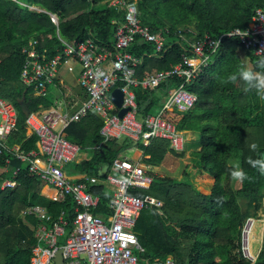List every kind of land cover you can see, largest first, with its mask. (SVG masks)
Masks as SVG:
<instances>
[{"label": "trees", "instance_id": "obj_1", "mask_svg": "<svg viewBox=\"0 0 264 264\" xmlns=\"http://www.w3.org/2000/svg\"><path fill=\"white\" fill-rule=\"evenodd\" d=\"M140 18L152 31L166 37L164 48L137 37L129 50L141 57L139 76L169 69L181 59L187 43L180 37V28H192L193 37L209 33L214 37L236 26L247 27L264 0H136ZM34 5L40 9L31 8ZM58 16L54 22L51 14ZM124 19V9L109 6L108 0H0V96L13 102L19 111L18 129L9 143L18 142L25 151L37 148V136H28L22 103L30 111L48 106L53 99L34 94L33 86L24 85L20 72L25 59L22 48L33 35L39 47L49 55L63 46L60 37L77 41L92 37L98 44L115 46L118 22ZM264 55H256L235 38L226 37L209 65L197 73L186 87L197 94L193 108L187 111L164 109L162 116L173 122L178 130H191L197 135L196 148L183 169L182 177L151 171L153 182L149 189L131 190L161 199L159 207H145L135 225L145 255L150 258L172 255L175 264H264V241L256 258L243 250V227L249 217H255L264 198V176L247 163L249 157L264 156V101L254 93H244L239 85L221 84L220 78L246 64L255 67ZM183 81L173 77L156 88L135 87L139 116L157 113L169 90ZM102 118L89 113L72 122L64 134L88 152L80 162L69 163L67 173L75 180L84 174L98 175L104 163L128 156L134 145L143 148V161L157 166L172 153L182 156L170 145V140L154 137L148 145L135 144L126 137L104 141ZM259 147L253 152L249 145ZM132 152V151H131ZM10 158L9 171L0 176V264H30L37 240L34 215L22 216L28 205L42 204L59 216L64 211L73 226L75 203L66 196L54 200L46 195L51 188L34 177L26 162L4 151L0 165ZM239 160L250 180L233 188L230 162ZM72 165V166H70ZM16 175L13 170L18 168ZM99 176V175H98ZM9 177L17 180L15 187L2 188ZM102 180L103 176H99ZM92 190L101 197L97 212L107 213L110 195L103 182ZM242 200L245 203L242 204ZM264 214V204L259 210ZM262 222H255L252 247H260Z\"/></svg>", "mask_w": 264, "mask_h": 264}, {"label": "built area", "instance_id": "obj_2", "mask_svg": "<svg viewBox=\"0 0 264 264\" xmlns=\"http://www.w3.org/2000/svg\"><path fill=\"white\" fill-rule=\"evenodd\" d=\"M108 5L124 9V19L116 28L114 47L100 45L92 37L77 41L60 37L63 46L50 56L47 48L39 47V39L33 35L22 48L25 59L21 82L33 86L34 94L53 99L51 105L26 114L27 134L37 136V148L25 151L20 143H9L18 129L19 111L12 101L0 96V154L7 151L26 162L29 172L51 188L46 192L48 197L59 200L69 196L75 203L71 229L67 228L64 211L54 216L42 204L28 205L21 210L22 216L37 218L34 226L37 242L30 264H54L59 248H63L64 264H175L172 255L147 257L135 231L142 210L162 204L161 199L152 194L141 196L131 192L151 187V165L143 158L121 156L109 164L102 180L96 174H84L80 180H75L68 175L66 166L83 160L84 151L64 134V130L72 122L95 113L103 120L104 141L128 137L135 144L148 145L154 137H162L170 140L172 148L182 152L187 140L173 122L162 116V111H187L195 106L197 94L185 84L211 62L219 48L214 47L213 42L218 40L221 44L224 38L235 37L256 55H264L263 6L255 10L247 27L236 26L217 37L205 33L195 38L187 34L193 32L192 28H180L179 35L187 43L180 61L169 69L139 76L137 68L141 57L129 47L141 37L161 50L166 37L142 22L136 0H108ZM30 7L40 9L34 5ZM50 14L58 23V16ZM77 65L82 91L72 88L62 71L67 67L74 72ZM173 77L183 81L164 95L162 108L155 114L140 117L134 88H156ZM117 86L124 94L121 106L112 98V90ZM122 107L129 109L120 116ZM9 163L10 158H6L5 164L0 165V176L9 171ZM18 170L19 167L14 169L13 174ZM100 181L110 195L106 214L97 212L101 197L92 190ZM16 185L14 177L1 183L2 188Z\"/></svg>", "mask_w": 264, "mask_h": 264}, {"label": "rangeland", "instance_id": "obj_3", "mask_svg": "<svg viewBox=\"0 0 264 264\" xmlns=\"http://www.w3.org/2000/svg\"><path fill=\"white\" fill-rule=\"evenodd\" d=\"M63 75L68 79V82L71 81V87L82 91V88L80 85H77L76 80L79 76L78 73V65H77V69L74 72H70L67 70V67H63ZM126 137H122L120 139H118L120 142H122ZM188 147V146H187ZM187 147L184 149V151H182L184 154L182 156H178L172 153H169L166 155L165 159L157 166H150L149 170L156 172V173H161V174H168V175H172V176H177V177H182V173H183V169L185 167V165L187 163L190 162L191 160V155L188 156L186 154H192V151ZM196 147V146H195ZM194 147V148H195ZM131 151L130 153H128V156L133 158V159H139V158H143L144 156V152H143V148H141L140 146L134 145L133 147L130 148ZM74 163V162H73ZM72 166V165H70ZM231 186L233 188H238L240 186L239 183L233 182L231 181ZM242 204L244 205L245 208V203L242 200ZM264 204V198L262 200V205ZM260 207V208H261ZM259 208V210H260ZM259 210L258 213L255 217H249L243 227V250L244 253L248 256H252V257H257L261 246H262V242L264 241V214L263 216H261L259 214ZM259 220L262 222V228H261V232H260V238H261V242H260V247L259 250L255 251L252 247V242L253 239L255 238V222ZM263 230V231H262Z\"/></svg>", "mask_w": 264, "mask_h": 264}, {"label": "clouds", "instance_id": "obj_4", "mask_svg": "<svg viewBox=\"0 0 264 264\" xmlns=\"http://www.w3.org/2000/svg\"><path fill=\"white\" fill-rule=\"evenodd\" d=\"M214 47H220L218 40L213 42ZM220 83L227 85H239L244 93H254L261 101H264V59H259L255 67L246 64L237 66V69L220 78ZM256 143H251L249 148L255 152L258 149ZM246 163L255 169L259 175L264 176V156L257 158L249 157ZM230 179L233 182L242 184L250 180L249 174L241 166L239 160L230 162Z\"/></svg>", "mask_w": 264, "mask_h": 264}, {"label": "water", "instance_id": "obj_5", "mask_svg": "<svg viewBox=\"0 0 264 264\" xmlns=\"http://www.w3.org/2000/svg\"><path fill=\"white\" fill-rule=\"evenodd\" d=\"M112 98L118 106L122 105L123 99H124V94H123L120 87L117 86L112 90ZM128 109H129V107H122L119 110V115L123 116L127 112ZM22 111L25 114H28L30 112V109L28 108L26 102L22 103ZM108 168H109V163H104V164L100 165L98 168V172H97L98 175L99 176L104 175L107 172ZM54 264H64L63 248H59L57 255L55 257V263Z\"/></svg>", "mask_w": 264, "mask_h": 264}, {"label": "crops", "instance_id": "obj_6", "mask_svg": "<svg viewBox=\"0 0 264 264\" xmlns=\"http://www.w3.org/2000/svg\"><path fill=\"white\" fill-rule=\"evenodd\" d=\"M76 69H77V67H76ZM78 73H79V66H78ZM69 83L71 84V81H69ZM76 83H77V85H79L78 84V78H77V80H76ZM79 91V90H78ZM182 133H183V135L185 136V138H186V147H187V150H188V148L191 150V151H193L197 146V144H196V142H197V135L193 132V131H191V130H183L182 131ZM196 146V147H195ZM195 147V148H194ZM89 153L88 152H83L82 153V157L83 158H85V157H89ZM186 155H188V156H190L191 154H186ZM69 165H67L66 167H68ZM69 168V167H68Z\"/></svg>", "mask_w": 264, "mask_h": 264}]
</instances>
